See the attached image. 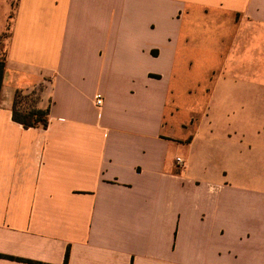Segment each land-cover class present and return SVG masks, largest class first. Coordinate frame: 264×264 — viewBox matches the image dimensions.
I'll use <instances>...</instances> for the list:
<instances>
[{
  "label": "crops",
  "instance_id": "crops-1",
  "mask_svg": "<svg viewBox=\"0 0 264 264\" xmlns=\"http://www.w3.org/2000/svg\"><path fill=\"white\" fill-rule=\"evenodd\" d=\"M13 3L0 264H264V0Z\"/></svg>",
  "mask_w": 264,
  "mask_h": 264
},
{
  "label": "trees",
  "instance_id": "trees-1",
  "mask_svg": "<svg viewBox=\"0 0 264 264\" xmlns=\"http://www.w3.org/2000/svg\"><path fill=\"white\" fill-rule=\"evenodd\" d=\"M0 36V43L1 37ZM6 63V52L0 54V90L2 85V77ZM38 96L34 90L25 92L16 90L12 100V119L21 124L24 128L39 127L45 128L48 124L49 105L39 107L37 105ZM68 251L65 252L63 264H66ZM29 261V260H26Z\"/></svg>",
  "mask_w": 264,
  "mask_h": 264
},
{
  "label": "rangeland",
  "instance_id": "rangeland-1",
  "mask_svg": "<svg viewBox=\"0 0 264 264\" xmlns=\"http://www.w3.org/2000/svg\"><path fill=\"white\" fill-rule=\"evenodd\" d=\"M14 0H0V29H3L4 26L8 22V17L6 16L8 13L10 14L13 8ZM1 43H0V54L3 53V51L6 48V40L8 38V31L4 32L3 36L1 37ZM254 108V107H253ZM255 109H258L255 107Z\"/></svg>",
  "mask_w": 264,
  "mask_h": 264
},
{
  "label": "built area",
  "instance_id": "built-area-1",
  "mask_svg": "<svg viewBox=\"0 0 264 264\" xmlns=\"http://www.w3.org/2000/svg\"><path fill=\"white\" fill-rule=\"evenodd\" d=\"M94 103H95L96 106H100V105H101V103H102V97H101V94L97 93V94L94 96ZM175 161H176V163H177L178 165H183V163H184L183 158L180 157V156H177V157L175 158Z\"/></svg>",
  "mask_w": 264,
  "mask_h": 264
}]
</instances>
